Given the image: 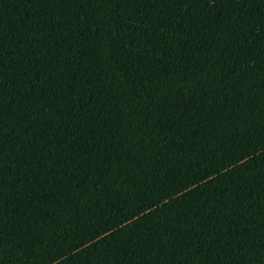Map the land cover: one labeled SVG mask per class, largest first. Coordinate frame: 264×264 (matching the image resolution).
I'll return each mask as SVG.
<instances>
[{"label":"trees","instance_id":"obj_1","mask_svg":"<svg viewBox=\"0 0 264 264\" xmlns=\"http://www.w3.org/2000/svg\"><path fill=\"white\" fill-rule=\"evenodd\" d=\"M0 264H264V0H0Z\"/></svg>","mask_w":264,"mask_h":264}]
</instances>
